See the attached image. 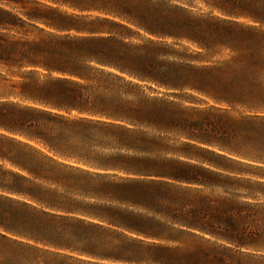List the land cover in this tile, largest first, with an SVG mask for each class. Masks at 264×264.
Here are the masks:
<instances>
[{
    "label": "trees",
    "instance_id": "1",
    "mask_svg": "<svg viewBox=\"0 0 264 264\" xmlns=\"http://www.w3.org/2000/svg\"><path fill=\"white\" fill-rule=\"evenodd\" d=\"M0 264H264V0H0Z\"/></svg>",
    "mask_w": 264,
    "mask_h": 264
}]
</instances>
